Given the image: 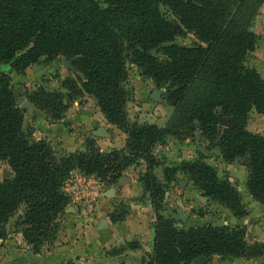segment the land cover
<instances>
[{
  "label": "trees",
  "instance_id": "1",
  "mask_svg": "<svg viewBox=\"0 0 264 264\" xmlns=\"http://www.w3.org/2000/svg\"><path fill=\"white\" fill-rule=\"evenodd\" d=\"M261 4L264 0H0V64L21 74L42 60L65 58L79 75L63 82L64 93L40 89L29 101L58 121L73 102L89 96L107 123L127 136L120 150L101 152L91 141L84 152L58 156L26 129L12 80L0 74V161L12 171L0 182V242L17 217L15 228L35 253L50 247L70 204L65 188L73 172L114 184L143 164L139 181L155 214L147 264L263 257L264 244H250L242 228H179L166 217L165 195L179 174L234 216L245 217L246 208L237 188L204 156L167 167L155 153L167 137L187 140L199 133L224 161L248 159L246 188L264 205V135L247 130L252 111L264 114V79L247 65L257 43L251 28ZM185 34L194 36L192 46L176 44ZM158 48L165 60L151 54ZM130 64L165 90V101L175 110L167 128L130 121ZM222 118L229 119L227 127ZM159 167L164 181L155 173ZM128 213L112 212L111 222Z\"/></svg>",
  "mask_w": 264,
  "mask_h": 264
},
{
  "label": "rangeland",
  "instance_id": "2",
  "mask_svg": "<svg viewBox=\"0 0 264 264\" xmlns=\"http://www.w3.org/2000/svg\"><path fill=\"white\" fill-rule=\"evenodd\" d=\"M163 12L168 18L172 19L167 9L163 8ZM251 31L257 36V43L255 50L247 59V65L256 69L264 79V4H261L257 9ZM194 41L195 38L192 34H185L176 39V44L188 47L192 46ZM162 53V48L151 52L153 56L165 60ZM63 60L72 63V61L65 58H59L53 62L42 60L39 64L29 67L21 74L13 71L9 64H0V74H6L11 78L18 102L21 108L24 109L23 104L30 102L29 98L33 92L43 89L64 93L63 82L67 78H78V72L73 65L72 69H69L65 66ZM129 67L128 87L132 91L130 108L128 106L130 121L167 128L175 110L165 101V90L157 89L149 79L142 77L136 66L130 64ZM63 78L65 79L63 80ZM143 90H145L143 99L135 100V97L139 96ZM143 102L151 103L149 110L136 109ZM76 103H80L81 107L91 110L98 108L94 99L89 96L76 100L70 105V108ZM31 105L33 107L31 112L24 109L26 129L32 132L35 140H43L50 144L58 156L84 152L91 141L101 152L108 153L113 150H120L110 149L109 146L105 147L108 149H102L101 140L109 139L114 135L112 134L113 129L106 128L99 122L98 127L92 130L91 134L80 131L81 146L73 149V151H68L65 147H62V142L49 140L50 134L47 129L65 119L69 110L60 120L53 121L32 103ZM225 120L229 123V119ZM247 130L254 134L264 135V114L252 111L248 116ZM73 133H77V130L72 129L70 137H73ZM165 152L169 154L170 161L168 163L164 162L165 157L163 154ZM155 153L161 158L162 164L167 167H176L183 161H194L201 155L204 156L206 161L217 170L220 178L228 179L237 188L246 208L245 217L238 218L234 216L222 205L206 198L189 179L179 174L176 176L175 181L169 184L165 195L164 208V215L171 218L179 228L204 225L242 228L246 231L247 241L250 244H264V205L255 202L246 188L248 159L241 158L234 162L224 161L219 149L212 147L209 141L202 138L199 133L195 134L194 139L187 140H179L173 136L167 137L164 144L157 146ZM141 167H144V165L140 164L129 169H140L141 174L143 172L141 170H145V167L144 169H141ZM140 174L137 172L139 179ZM11 176L12 171L9 165L0 161V182ZM117 183L118 181L114 184H105L94 176H85L79 171L73 172L65 188L66 194L70 197V204L65 214L59 219L60 231L54 244L43 248L39 253H35L33 248L25 243L22 234L15 228L17 220V217H15L7 225L6 238L0 242V264H128L133 261L135 264H141L144 260L141 256L149 259L150 253L148 254V251L151 250L152 252L155 236L154 224L149 228L148 225H145V229H141L139 228L141 224L125 223L133 211V205L137 206V204H145L146 202L150 204L144 191L139 196L118 203L113 209H110L108 213L109 220L103 219L100 221L98 218V212L101 210L99 204L103 192H108L106 188L113 189V187H117ZM128 209L129 213L122 221L111 222L112 212L116 210L125 212ZM71 211L76 215L75 218L72 217L73 214H70ZM128 231L132 235H128L130 233ZM119 235L127 236L130 239L126 242L123 239H120V242L114 240L119 238ZM130 244L137 245L138 248L130 249ZM139 258H142V260L140 261ZM195 264H264V256L253 260L221 259L216 256L201 258Z\"/></svg>",
  "mask_w": 264,
  "mask_h": 264
},
{
  "label": "crops",
  "instance_id": "3",
  "mask_svg": "<svg viewBox=\"0 0 264 264\" xmlns=\"http://www.w3.org/2000/svg\"><path fill=\"white\" fill-rule=\"evenodd\" d=\"M64 79L65 78H63V80ZM144 91L145 90H143L139 96L137 95V97H135V100L143 99V95L145 94ZM89 100L91 99L89 98ZM150 107H151V103L143 102V104L141 106H137L136 109L144 111V110H149ZM68 112L69 113L66 114L65 119H62L61 121L58 122V124L52 125L51 128L47 129V131L50 134L49 140H55V142L57 141L62 142L63 143L62 147H65L68 151H73V149H76L77 147L81 146L82 141L79 138L81 136L79 132L82 131L85 134L86 133L91 134V131L96 129L98 127L97 124L101 122V124L104 127L113 129L112 134L114 135L109 139L101 140L100 145L102 146V149H108L105 148L108 146L111 147L110 149L113 148L123 149L125 147L127 136L123 132L118 131L117 128L110 126L107 123L101 111L99 110V108H96L95 110H91L86 107L85 108L81 107L80 103H76L73 105V107L69 109ZM158 125H164V124H158ZM72 129H75V131L77 130V133H73V137H70V132ZM163 156L165 157L164 162L168 163L170 161L169 154H166L165 152ZM142 168L144 169V167H141V169ZM139 171L140 169L127 170L123 174L121 179H119L117 183V187H113V189L106 188L108 192H103V197L101 198L99 204V209L101 208V210L100 212H98V218L100 221L103 219L109 220L108 213L110 209H113V207L118 203L127 201L129 199H133L140 195V193L143 191V187L140 181L138 180L139 177L137 176V172L138 174H140ZM142 171L144 172V170H141V172ZM156 174L161 181H164L163 167L157 168ZM132 210L133 211L131 215L127 218L125 223H137L138 225L141 224V226H139V228L141 229H145V225H148L149 228L152 226V224H154L155 214L153 213L154 211L151 204H148V202L140 205L137 204V206L133 205ZM70 214H73L72 217L75 218L76 215L72 211ZM128 235H132V233L130 232ZM120 239H123V241L126 242L130 238H128L127 236L125 237L119 235V238L117 239L115 238L114 240L120 242ZM149 253H151V250L148 251V254ZM141 257L144 258L141 264H147L148 258L147 257L145 258L144 256ZM142 258H139V260L141 261ZM128 264H135V262L133 261Z\"/></svg>",
  "mask_w": 264,
  "mask_h": 264
},
{
  "label": "water",
  "instance_id": "4",
  "mask_svg": "<svg viewBox=\"0 0 264 264\" xmlns=\"http://www.w3.org/2000/svg\"><path fill=\"white\" fill-rule=\"evenodd\" d=\"M63 63L65 64V66H67L68 68H70V69H72V63L71 62H69V61H67V60H63ZM23 108L24 109H28L30 112L32 111V109H33V107H32V105H31V103L30 102H25L24 104H23ZM222 120V124H223V126H228V121L227 120H225V119H221Z\"/></svg>",
  "mask_w": 264,
  "mask_h": 264
}]
</instances>
